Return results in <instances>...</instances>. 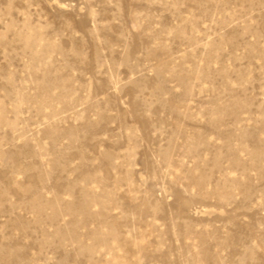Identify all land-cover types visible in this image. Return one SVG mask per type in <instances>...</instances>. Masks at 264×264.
<instances>
[{
	"label": "rangeland",
	"instance_id": "1",
	"mask_svg": "<svg viewBox=\"0 0 264 264\" xmlns=\"http://www.w3.org/2000/svg\"><path fill=\"white\" fill-rule=\"evenodd\" d=\"M0 264H264V0H0Z\"/></svg>",
	"mask_w": 264,
	"mask_h": 264
}]
</instances>
